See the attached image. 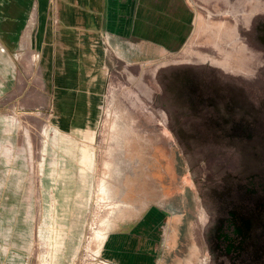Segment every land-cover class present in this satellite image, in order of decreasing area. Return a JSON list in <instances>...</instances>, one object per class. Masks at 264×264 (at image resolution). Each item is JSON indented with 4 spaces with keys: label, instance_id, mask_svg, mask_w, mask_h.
I'll use <instances>...</instances> for the list:
<instances>
[{
    "label": "rangeland",
    "instance_id": "obj_1",
    "mask_svg": "<svg viewBox=\"0 0 264 264\" xmlns=\"http://www.w3.org/2000/svg\"><path fill=\"white\" fill-rule=\"evenodd\" d=\"M190 1L179 48L108 73L95 139L84 135L94 152L51 134L38 66L6 89L0 264H83L85 234L94 250L121 202L170 209L182 228L175 264H210V249L219 263L264 264V0ZM25 2L0 0L3 46L7 29L15 42L27 33L35 3ZM68 188L87 210L60 214Z\"/></svg>",
    "mask_w": 264,
    "mask_h": 264
},
{
    "label": "crops",
    "instance_id": "obj_2",
    "mask_svg": "<svg viewBox=\"0 0 264 264\" xmlns=\"http://www.w3.org/2000/svg\"><path fill=\"white\" fill-rule=\"evenodd\" d=\"M29 2L35 3L33 15L21 19L22 25L29 20L27 33L15 42L7 29L5 46L0 44V103L19 73L22 82L29 76L23 71L29 73L32 62L43 74L44 105L51 134L76 140L79 151H83V145L94 152V128L108 73L119 63L133 66L156 62L171 54L190 36L195 18L190 0L25 3ZM89 133L94 136L92 142L84 139ZM51 145L55 149L70 143L56 140ZM93 169L94 157L92 168L88 169L90 180ZM68 190V202H55L60 214L77 215L87 210L88 206L79 204L75 188ZM115 209L96 242L94 264L182 262H177L175 253L182 228L174 230L176 223L169 208L163 204L121 202ZM210 251V264H224ZM12 260L13 257H5L3 262L13 264Z\"/></svg>",
    "mask_w": 264,
    "mask_h": 264
},
{
    "label": "built area",
    "instance_id": "obj_3",
    "mask_svg": "<svg viewBox=\"0 0 264 264\" xmlns=\"http://www.w3.org/2000/svg\"><path fill=\"white\" fill-rule=\"evenodd\" d=\"M89 229H91V226L89 227ZM94 236H95V234H94ZM94 236L88 235V234H85V236H84L85 245L83 246L81 260H80L83 262V264H94L95 263L94 250L89 245H87L88 243L91 242V239Z\"/></svg>",
    "mask_w": 264,
    "mask_h": 264
}]
</instances>
